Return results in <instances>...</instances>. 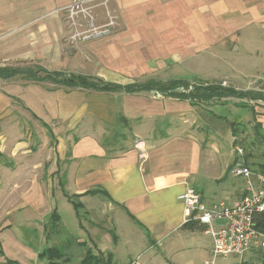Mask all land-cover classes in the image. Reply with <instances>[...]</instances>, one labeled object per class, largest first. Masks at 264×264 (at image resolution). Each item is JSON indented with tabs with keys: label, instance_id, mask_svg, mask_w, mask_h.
<instances>
[{
	"label": "crops",
	"instance_id": "1",
	"mask_svg": "<svg viewBox=\"0 0 264 264\" xmlns=\"http://www.w3.org/2000/svg\"><path fill=\"white\" fill-rule=\"evenodd\" d=\"M68 2L0 0V61L37 60L50 71L122 85L151 79L230 78L239 89L251 90L250 81L264 80V73L253 71L264 59L260 57H264V0H112L117 26L84 42L80 47L87 54L64 49V20L56 9ZM13 87L9 96L46 124L43 145L54 144L31 152L25 141L8 140L12 143L9 164L0 169V189L8 192V197L0 196V232L7 229L9 241L4 245L5 236L0 234V264H8L7 260L45 264L39 254L53 246L70 259L71 248L80 249V261L88 250L113 257L106 247V241L117 243L120 238L113 225L122 230L129 245L140 240L148 248L160 247L166 258L179 259L183 254L188 256L185 264H194L200 254L198 232H208L198 221L195 229L184 227L180 193L192 185L206 206L216 202L220 193L236 202L245 192V181L211 189L207 195L197 180L208 177L221 182L239 161L254 164L258 172L264 166L261 160L251 163L249 152L236 151L233 156L231 140L222 155L213 145L204 149L206 140L188 132L193 123L190 112L199 106L189 99L159 96L155 90L103 92L48 82ZM237 99L235 105L241 110L235 121L222 122L239 140L249 125L264 140V110L250 104L261 101L263 106L264 101ZM10 104L0 96V112ZM124 127H129V136ZM106 128L119 131L127 143L108 145L101 138ZM252 137L247 136L250 144ZM34 170L43 176V185L34 186L42 190L40 197L16 200L15 191L32 189L27 175ZM70 197L80 204L78 209ZM58 198L72 204L73 219L63 217ZM17 201L20 204L14 208ZM22 211L19 238L34 242L36 251L9 232L11 218Z\"/></svg>",
	"mask_w": 264,
	"mask_h": 264
},
{
	"label": "rangeland",
	"instance_id": "2",
	"mask_svg": "<svg viewBox=\"0 0 264 264\" xmlns=\"http://www.w3.org/2000/svg\"><path fill=\"white\" fill-rule=\"evenodd\" d=\"M72 10L75 13L76 22L78 24L81 23L82 25L88 27V22H92L96 27H99L101 30H104L105 28H110L111 30L109 33H111L117 26V13L116 10H114L112 7V0H70V2H68L64 6L56 9V12L61 13V16L64 20V49L68 51L69 54H73L78 51H80V53L87 54L86 51L83 50L80 46L84 42L96 38L93 37L88 40H74L72 38L74 31V25L72 24V19L70 17V13ZM111 21H114L112 25H110ZM103 35L105 34H102L101 36ZM262 48L264 49V46H262ZM260 57L264 58L262 56ZM37 62L39 61L16 58L11 60H1L0 65L34 66L35 64H37ZM253 71L259 74L264 73L258 72L264 71V59H262L260 62L257 61L256 68ZM211 82H221L224 86L232 85L238 88L237 84L233 82L230 78L213 79ZM26 83L29 82L24 80L22 77H15L8 80L0 79V96L5 100H10L12 102V104H10L8 108L6 107L5 110L0 112V152L5 155V158L0 157V169L2 168V170H4L5 162L8 160L7 154L10 153L12 150V143H9L8 140L25 141L31 152L45 151L47 148L51 149V144H54V142H51L50 144H46L47 146L43 145V139H45L46 132H48L45 126L37 118H35L30 113V111L27 110L20 102L15 101L11 96H9L10 94L8 93V90H13L14 85ZM48 83L51 86L58 85L56 83H53L52 81H49ZM247 86L250 87L251 90L264 92V80H252ZM159 96L163 95L159 94ZM236 102H238L237 98H229L222 101L214 100L211 103H205L203 105H199L198 107L193 108L190 112V117L193 123L192 127L188 129V132L196 134L201 140H206L205 142H202L204 149L206 147L211 148V145H213V147L217 148L219 152H221L220 154L222 155L223 151L227 150L225 145L228 143L230 144L229 140H231V142H233L232 146H230V150L233 156H237L236 146H239L244 148L245 154L246 152L250 153L249 156L251 163L252 161L256 162L260 160L264 162V140L255 134L256 130H254L253 126L248 124L249 126L247 128V134H242V136L244 137V139L242 140H246L244 144V141L239 140L237 139V137L231 135L229 124L222 122L226 121L231 123L235 121V117L240 113L241 110V107H236ZM259 102L256 103L254 101H250V104H257L258 106L262 107L263 109H259L262 112L264 110V105L262 106V103ZM212 112L216 115L218 114L221 117H216L215 115H213ZM123 130L129 136V127H124ZM118 133L119 131L114 130L113 128H106L103 133L101 132V138L105 140V142L110 146L114 144L118 145V143L120 145H124L125 143H127V138H120L119 136L121 135H119ZM249 133L253 136L252 139L254 141L252 144L247 142V136ZM250 165L251 169L258 171L254 164ZM20 176L22 175H14V177ZM2 177L4 178L3 175ZM27 177L29 179L28 182L31 183L32 189L15 191L16 200H21L23 197L26 196H34L35 194L39 195L40 197L42 190L34 189V186L39 187V185H43V176L38 170H34L32 172V175H27ZM197 181L198 187L203 190L205 194L208 195L211 189L213 191L214 189H216V191H219L221 190L222 186H225V188H227L226 185H228L229 187L233 184L237 186L242 185L244 184L245 180L243 177L235 176L233 173H230L227 179L222 180L221 182L214 181L208 177L202 178V180L198 179ZM0 196H2V198H6L8 197V192L4 189H0ZM214 198L216 199V201L226 200L221 193L215 196ZM226 201L232 203L233 200L229 199ZM61 202H64V204H61ZM66 202L67 201L64 198H58V204L59 207L61 205L60 208L63 211V217L66 220H71L74 216V208L71 203ZM19 204V201H17L15 203L14 208H17ZM24 213L25 211H22L21 213L19 212V214L17 215H13V217L11 218L13 219V225L9 228V232L11 235L14 236L15 240H20L26 246L30 247L33 251H36V244L34 242L30 241L28 238L24 239L23 241L20 239L22 234L20 224L22 218L25 215ZM90 218H92L91 215L88 216V219ZM222 222H224V220H217L216 223ZM112 228H115V231L120 236L117 243H114L113 241H106L107 249H109V251L114 254V256L112 257V264H185L186 260L188 259V256L183 254L180 256L179 259H176V256L174 255H169V258H166L165 255L162 254L160 247L154 246L153 248H148V245H144L143 242L140 240H137L135 244L129 245L127 243L128 239L125 234L122 233V230L116 225H113ZM17 229L20 231V235ZM29 233L33 234V232ZM73 233H75L74 230ZM0 234L2 237L5 236L3 240V244L5 245V243H8L9 241L7 237L9 233L7 229H5L0 232ZM198 237L200 242V254L198 255V257H195L194 264H207V262L210 263L212 261V237L209 234L206 235L203 229L198 232ZM5 247L8 249V245H6ZM45 247L47 246H44V248ZM80 251V249H73V247L71 248V263L75 264L80 261ZM83 252H85V250ZM262 253V251L250 250L242 255L231 254L228 256H218L215 259V264H260L262 262ZM21 260H28V258L26 257L25 259ZM36 264H40V262L38 261V263Z\"/></svg>",
	"mask_w": 264,
	"mask_h": 264
},
{
	"label": "built area",
	"instance_id": "3",
	"mask_svg": "<svg viewBox=\"0 0 264 264\" xmlns=\"http://www.w3.org/2000/svg\"><path fill=\"white\" fill-rule=\"evenodd\" d=\"M70 17L74 25V40H88L111 30H101L92 22H88V27L78 24L73 10ZM113 22L111 21L110 25ZM191 88L192 86L189 89ZM180 90L185 91L184 87ZM236 151L239 155L244 154L242 147L236 146ZM231 171L245 180V192L234 203L221 200L206 206L201 192L192 185H187L179 195L184 205L185 222H200L206 226L208 234L212 237L211 264H215L218 256L242 255L250 250H264V173L251 169L241 161L235 163ZM217 220L224 222L216 223Z\"/></svg>",
	"mask_w": 264,
	"mask_h": 264
},
{
	"label": "trees",
	"instance_id": "4",
	"mask_svg": "<svg viewBox=\"0 0 264 264\" xmlns=\"http://www.w3.org/2000/svg\"><path fill=\"white\" fill-rule=\"evenodd\" d=\"M15 77H22L27 82L45 83L52 81L53 83L58 84L55 86H66L71 89L81 87L88 90L103 92H115L122 90L132 93L155 90L165 96H173L178 99H189L193 105L197 106L205 103H211L213 100L222 101L229 98H249L252 100L264 101L263 91L241 90L232 85L224 86L221 82H208L202 80L190 82L185 79L163 82L151 79L144 83L136 82L122 85L105 81L100 77L73 74L67 75L61 71H50L39 62H37L34 66L0 65V79L8 80ZM190 86H192L191 89H189ZM181 87H184L185 91L180 90ZM43 124L46 125L45 123ZM0 157L5 158V155L0 152ZM5 164H9L8 160ZM261 172L264 173V166L261 168ZM72 201L78 209L80 204L75 202V200ZM197 223V221H188L184 224V227L195 229ZM255 251L263 252V255L261 256L262 262L260 264H264V250L259 249ZM39 257L46 260L45 264H73L71 263V259L66 257L61 249L54 246L41 252ZM7 263L16 264L10 260H7ZM75 264H112V255L108 254L106 257L102 254L95 255L92 251L88 250L83 259Z\"/></svg>",
	"mask_w": 264,
	"mask_h": 264
}]
</instances>
